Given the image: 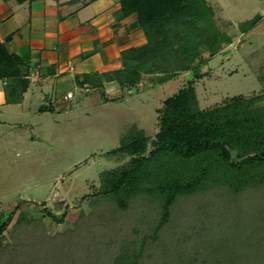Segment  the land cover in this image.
<instances>
[{"label": "trees", "instance_id": "16d2710c", "mask_svg": "<svg viewBox=\"0 0 264 264\" xmlns=\"http://www.w3.org/2000/svg\"><path fill=\"white\" fill-rule=\"evenodd\" d=\"M120 7L122 17L135 15L145 40L122 49L121 67L101 74L122 89L110 100L123 98L144 74L164 82L180 71L192 73L163 100L153 137L132 125L120 145L106 151L128 159L100 172V196L89 213H78L73 230L51 234L40 219L26 228L23 218H16L11 242L0 240V264H264V92L199 107L193 80L200 75L201 49L211 56L229 39L216 28L205 0H120ZM258 19L245 20L241 29ZM22 66V59L0 43V78L11 79L4 88L7 102H18L27 87ZM95 77L101 81L100 74H84L82 82ZM143 199L153 208L152 218L114 220L104 205L124 211ZM180 203L187 204L182 210L188 219L182 211L175 218ZM12 215L0 220V233ZM51 215L61 221L66 210ZM191 217L193 240L179 244L167 237L171 228L174 236L193 238L186 231ZM113 226L120 231L108 239L107 228ZM119 238L123 246L113 250L110 244ZM149 240L156 245L152 253Z\"/></svg>", "mask_w": 264, "mask_h": 264}, {"label": "rangeland", "instance_id": "374dc122", "mask_svg": "<svg viewBox=\"0 0 264 264\" xmlns=\"http://www.w3.org/2000/svg\"><path fill=\"white\" fill-rule=\"evenodd\" d=\"M205 2L211 8V19L216 28L229 39L222 41L221 47L211 56L207 50L201 49L203 61L198 65L200 75L193 80L199 107L205 109L221 104L236 94L245 96L262 94L264 0H205ZM256 15L259 16L257 22L251 28L242 30L241 24ZM190 73L192 69L180 71L164 82H157L155 75L144 74L136 87L131 88L130 92H123V98L117 97L118 99L110 100L106 104H102L104 102L102 96L107 90L103 89L101 84L98 88L89 89L84 97L83 92L77 95L78 87L72 88L73 96L69 97L67 103L71 104L72 100L77 99L74 111L66 116L62 114L61 117H57L56 110L54 115L58 118L57 122L51 115H46L41 128L35 131L42 138L28 144L11 141L7 137L8 128L0 126L2 135L0 220L7 218L11 212L13 214L8 226L0 233L1 242L4 244L11 242V226L16 218L20 221L23 218L26 228L35 225V218L40 219L47 232L51 234L59 231L66 235L65 229L73 230L78 213L80 211L89 213L92 209L90 203L100 196L97 192L100 172L116 167L128 159V156L119 158L114 153L105 154L106 151L118 147L122 136L132 125L143 129L150 138L153 137L157 130L158 109L162 106L163 100L182 87ZM78 78L80 76L77 75V80ZM95 80L96 78H93V81ZM118 88L120 91L121 88ZM121 93L119 92V95ZM109 95L115 98L113 93ZM62 98L63 96L56 97V100ZM52 103L55 104L53 101ZM85 111L88 113L85 114ZM238 156L233 152V159H237ZM144 200L136 206L131 203V207L124 211L112 209L108 203L104 205L109 206V217L114 220L129 216L132 220L137 218L135 215H138L139 219L152 218L153 215L150 213L153 208H149ZM186 203H190L191 206L195 204L192 199ZM187 204L180 203L181 209L176 207L175 218L181 211L183 213L182 207L186 210ZM195 209L197 206L193 205L191 210ZM63 210H66V216L61 221L55 220L51 215L54 213L59 216ZM111 210H114V213ZM190 211L186 212L189 214ZM183 214L184 218H189ZM195 225V218L191 217L188 226L193 229L187 226L186 231L188 237L193 235V238L185 239L179 232L178 236H174L176 230L171 228L167 232V237L173 236L175 243L180 244L183 241L187 244L194 239ZM142 227L143 225L139 228ZM117 228L114 226L112 229L107 228L108 239H113L120 231V228ZM126 234L127 232L124 233ZM76 235H80V231H77ZM119 240L120 238L115 239V242L110 244L113 250L123 246ZM148 245L147 251L152 253L156 245L150 240ZM214 258L215 256L210 257L209 261L213 263Z\"/></svg>", "mask_w": 264, "mask_h": 264}, {"label": "crops", "instance_id": "0c3cea01", "mask_svg": "<svg viewBox=\"0 0 264 264\" xmlns=\"http://www.w3.org/2000/svg\"><path fill=\"white\" fill-rule=\"evenodd\" d=\"M144 40L135 15L121 16L120 0H0V43L22 59L28 80L20 100L7 102L4 88L11 79L0 78V126L8 128L7 137L40 140L35 131L46 115L57 122L74 111L77 99L67 103L72 88L83 96L101 84L107 90L102 104L109 94L119 95L120 85L101 74L120 68V51ZM84 74H100L101 81L82 82Z\"/></svg>", "mask_w": 264, "mask_h": 264}]
</instances>
